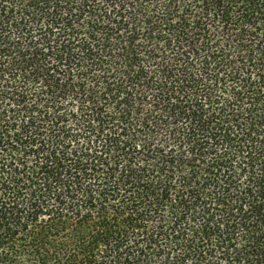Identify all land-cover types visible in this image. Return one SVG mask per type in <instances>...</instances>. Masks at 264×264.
<instances>
[{"label": "trees", "instance_id": "trees-1", "mask_svg": "<svg viewBox=\"0 0 264 264\" xmlns=\"http://www.w3.org/2000/svg\"><path fill=\"white\" fill-rule=\"evenodd\" d=\"M0 264H264V0H0Z\"/></svg>", "mask_w": 264, "mask_h": 264}]
</instances>
